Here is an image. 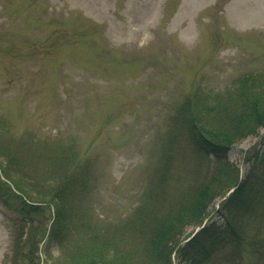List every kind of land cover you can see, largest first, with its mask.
I'll return each instance as SVG.
<instances>
[{"label":"rangeland","instance_id":"obj_1","mask_svg":"<svg viewBox=\"0 0 264 264\" xmlns=\"http://www.w3.org/2000/svg\"><path fill=\"white\" fill-rule=\"evenodd\" d=\"M262 70L264 0H0V143L20 147L24 170L34 165L42 174L45 158L56 157L59 169L80 179L61 239L37 244L34 263L67 264L69 251L92 234L100 241L113 237L114 226L136 219L150 190L161 188L158 216L176 212L182 203L170 190L169 171L182 188L214 176L203 223L226 225V211L215 209L234 178L250 172L252 186L258 184L252 170L264 154V126L231 146L225 172L213 155L193 152L179 137L167 178L159 179L164 147L179 105L194 89L226 93L239 76ZM257 179L264 186L261 175ZM12 192L9 201L20 209ZM11 209L0 204V264H28L29 230L39 237L52 209L41 205L22 226L23 237V220ZM232 222L237 239L225 227L226 243L202 264H264V246L251 249L256 241L264 244V190ZM181 228L180 241L198 229L192 222ZM132 239L129 234L127 243L140 240ZM172 264L187 263L173 254Z\"/></svg>","mask_w":264,"mask_h":264},{"label":"trees","instance_id":"obj_2","mask_svg":"<svg viewBox=\"0 0 264 264\" xmlns=\"http://www.w3.org/2000/svg\"><path fill=\"white\" fill-rule=\"evenodd\" d=\"M263 126L264 70L239 76L226 93L196 88L184 98L176 111L171 134L173 138L167 140L164 147L163 174L168 171L177 156L176 144L179 137L192 146L193 152L204 156L213 155L222 164V170L218 171L225 172L224 169L229 167L226 154L231 146L245 136L257 135L259 128ZM18 149L20 147H12L10 143H0V161L2 156L5 158V164L2 166L4 177L20 192L16 197L22 206L20 209L12 207L9 198L13 192L1 177L0 199L23 220V224L18 227L19 237H23L22 226L32 222L33 215L40 212L41 205L46 204L51 207L49 227H43L39 237L31 235L32 228L29 230L30 236L27 240L29 248L26 254L30 257L28 264H35L32 257L35 258L37 244L44 238L61 239L72 217L71 204L74 202V197L71 193L78 186L80 179L75 176V172L68 173L62 168L59 169L56 165L60 161L56 157L49 159V170L46 174H39L30 169L25 171L24 165H20ZM84 167L85 164L80 166V173L83 172ZM252 171L256 173L254 176L258 184L252 186L250 172L242 180L238 181L234 178V189L224 195L221 205L215 209L216 212L222 209L226 211L227 215L224 214L226 225L209 223L203 225L188 240H179L182 224L192 222L199 226L203 222L212 198L211 193L215 194V187L211 184L216 179L214 176H210L211 179L200 184H196L197 179H195L194 184L186 187L180 194L179 201L181 199L182 204L179 203V209L163 218L158 216L159 212L155 213L159 195L152 193V190L145 194L139 205V211L137 210L136 219L120 229L122 234L129 231L132 235L135 234L134 240L139 236L138 243L128 244L126 237L123 238L121 235L100 241L92 234L89 243L85 242L80 247H75L74 251H69L70 259L66 262L67 264H172V255L176 254L187 264H201L217 244L225 242V227L234 239H237L234 234L236 225L232 222L236 212L250 207L254 198L264 190V186L257 179L261 175L264 180V154L258 155ZM236 173L237 170L234 169V177H237ZM13 174L18 175L19 178H13ZM24 185L36 191L33 193L25 191L22 187ZM160 185L161 182L159 184L158 181L156 187ZM160 191L161 188L156 192ZM27 194L37 199L33 200ZM35 223L38 225L37 220ZM91 244L93 246H90ZM22 245L26 248L24 238ZM109 253L111 260L105 256Z\"/></svg>","mask_w":264,"mask_h":264}]
</instances>
